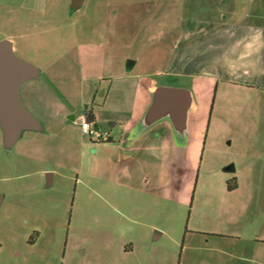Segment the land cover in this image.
<instances>
[{
	"label": "rangeland",
	"instance_id": "374dc122",
	"mask_svg": "<svg viewBox=\"0 0 264 264\" xmlns=\"http://www.w3.org/2000/svg\"><path fill=\"white\" fill-rule=\"evenodd\" d=\"M72 2L0 0V41L40 69L21 94L44 125L10 150L0 126V264H264V89L160 74L178 37L162 0ZM171 3L264 15V0ZM141 72L194 93L187 135L131 130L144 93L118 76Z\"/></svg>",
	"mask_w": 264,
	"mask_h": 264
},
{
	"label": "crops",
	"instance_id": "0c3cea01",
	"mask_svg": "<svg viewBox=\"0 0 264 264\" xmlns=\"http://www.w3.org/2000/svg\"><path fill=\"white\" fill-rule=\"evenodd\" d=\"M85 1L81 0V6ZM171 1L162 0L165 6L162 17L167 22L170 16L178 13V37L160 74L171 77H190L193 81H206L212 84L224 82L236 86L251 85L264 89V15L261 16L260 12L247 14L240 21L233 14L231 16L222 14L219 18L206 20L191 19L180 16L179 8L175 7ZM223 60L224 64L228 62L227 70L224 66H220ZM136 63V60L132 62L133 65ZM150 75L141 72L118 76L124 79H135L136 89L144 93L143 100L138 105L137 101L133 106V119L128 122L133 123L131 130L142 129L147 125L145 115L152 103L153 93L157 87L164 86L150 79ZM144 77H146L145 83L142 81ZM194 96L193 93V104L187 117V130L184 132L186 135L189 131L190 114L195 104ZM161 120L169 121L174 129L169 117Z\"/></svg>",
	"mask_w": 264,
	"mask_h": 264
},
{
	"label": "water",
	"instance_id": "95a60500",
	"mask_svg": "<svg viewBox=\"0 0 264 264\" xmlns=\"http://www.w3.org/2000/svg\"><path fill=\"white\" fill-rule=\"evenodd\" d=\"M81 5V0H73L71 10ZM40 74L39 68L15 55L11 41H0V126L7 150L17 144L25 131H44L43 123L26 108L21 94L22 86ZM192 104L193 93L190 89L159 86L153 93L145 123L152 125L169 117L176 131L186 132Z\"/></svg>",
	"mask_w": 264,
	"mask_h": 264
},
{
	"label": "built area",
	"instance_id": "2783aa9c",
	"mask_svg": "<svg viewBox=\"0 0 264 264\" xmlns=\"http://www.w3.org/2000/svg\"><path fill=\"white\" fill-rule=\"evenodd\" d=\"M82 126H83V132L85 134H88V135H92L93 134V131L91 129V122H89L88 120H83L82 122ZM96 135L100 138V134L98 132H96Z\"/></svg>",
	"mask_w": 264,
	"mask_h": 264
},
{
	"label": "trees",
	"instance_id": "16d2710c",
	"mask_svg": "<svg viewBox=\"0 0 264 264\" xmlns=\"http://www.w3.org/2000/svg\"><path fill=\"white\" fill-rule=\"evenodd\" d=\"M86 120H88L91 123H94V121L90 118V116H87ZM110 139L108 138L107 141H109Z\"/></svg>",
	"mask_w": 264,
	"mask_h": 264
},
{
	"label": "flooded vegetation",
	"instance_id": "af4514ba",
	"mask_svg": "<svg viewBox=\"0 0 264 264\" xmlns=\"http://www.w3.org/2000/svg\"><path fill=\"white\" fill-rule=\"evenodd\" d=\"M7 40V39H6ZM10 41V40H9ZM13 43V42H12ZM13 51H14V47H13ZM15 53V52H14Z\"/></svg>",
	"mask_w": 264,
	"mask_h": 264
}]
</instances>
